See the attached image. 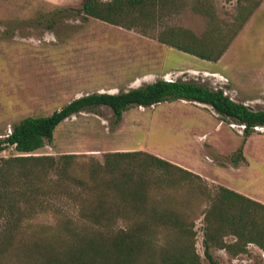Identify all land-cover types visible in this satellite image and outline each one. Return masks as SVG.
Returning <instances> with one entry per match:
<instances>
[{"label":"rangeland","instance_id":"rangeland-1","mask_svg":"<svg viewBox=\"0 0 264 264\" xmlns=\"http://www.w3.org/2000/svg\"><path fill=\"white\" fill-rule=\"evenodd\" d=\"M82 2L0 0V139L21 118L47 115L77 96L167 77L220 88L234 101L264 109V0H175L154 22L130 29L84 19ZM167 27L228 40L227 53L212 62L175 50L157 40ZM238 147L243 161L234 164ZM113 150L148 151L199 174L211 192L220 184L264 203V125L244 137L242 125L198 102L131 106L117 123L106 106L85 109L63 119L31 154L83 153L101 160ZM16 154L12 146L0 151V157ZM183 188L177 187L178 197ZM53 200L73 211L60 196ZM193 229L195 250L209 264L201 216ZM209 252L216 264H264V252L253 244L234 256L215 246Z\"/></svg>","mask_w":264,"mask_h":264},{"label":"trees","instance_id":"trees-1","mask_svg":"<svg viewBox=\"0 0 264 264\" xmlns=\"http://www.w3.org/2000/svg\"><path fill=\"white\" fill-rule=\"evenodd\" d=\"M173 4L83 0L78 11L84 19L130 29L154 22ZM157 40L211 61L229 42L172 27ZM174 100L209 105L221 118L242 125L244 137L264 125V109L236 102L220 88L180 79H156L115 93L90 92L47 115L21 118L0 139V151L12 146L19 152L0 157V264H204L194 247L193 222L199 216L209 264H216L212 246L232 256L245 253L248 244L264 252V203L223 185L211 192L199 174L153 153L113 150L102 153L101 160L83 153L31 154L52 139L63 119L79 111L106 106L117 123L131 106ZM239 160L241 147L231 157L234 164ZM177 187H184L180 197ZM53 196L69 201L73 211ZM194 200L197 205L191 207Z\"/></svg>","mask_w":264,"mask_h":264},{"label":"crops","instance_id":"crops-1","mask_svg":"<svg viewBox=\"0 0 264 264\" xmlns=\"http://www.w3.org/2000/svg\"><path fill=\"white\" fill-rule=\"evenodd\" d=\"M176 50V49H175ZM227 50H228V48H227V46H226V48L223 50V52L220 54V56L216 59V60H214V61H212V62H218L219 60H221V58H223L225 55H226V53H227ZM191 55V54H190ZM194 56V55H193ZM198 58V57H197ZM199 59H201V58H199ZM201 60H205V59H201ZM205 61H211V60H205ZM0 69H3V66H0ZM179 70L178 69H175V70H171L170 72H178ZM176 79H178V78H176ZM164 80H175V79H173V78H170V77H167V78H164ZM180 80H182V79H180ZM186 81H188V80H186ZM196 83V82H195ZM197 84H199V83H197ZM202 85V84H201ZM137 87V86H136ZM207 87V86H206ZM209 88V87H208ZM212 89H216V88H212ZM223 93H224V91H223ZM225 94V93H224ZM230 98V97H229ZM231 99V98H230ZM192 102H195V101H192ZM237 102V101H236ZM199 103V102H198ZM206 105V104H205ZM209 106V105H208ZM218 185H220V184H218ZM224 186V185H223ZM226 187V186H225ZM231 189V188H230ZM232 190H234V189H232ZM238 192V191H237ZM240 193V192H239ZM245 196H247V195H245ZM249 197V196H248ZM251 198V197H250ZM253 199V198H252ZM258 201V200H257ZM263 203V202H262Z\"/></svg>","mask_w":264,"mask_h":264}]
</instances>
